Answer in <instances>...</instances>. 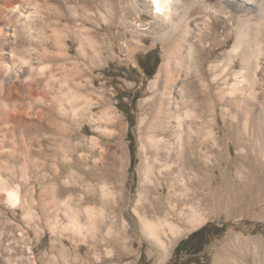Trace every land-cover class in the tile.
<instances>
[{"label": "rangeland", "instance_id": "rangeland-1", "mask_svg": "<svg viewBox=\"0 0 264 264\" xmlns=\"http://www.w3.org/2000/svg\"><path fill=\"white\" fill-rule=\"evenodd\" d=\"M20 1L22 15L14 16L0 0V41L6 38L0 44V264H167L177 242L207 222L225 224L224 232L210 235L203 248L208 264H264V126L261 130L256 126L250 140L242 142V126L221 109L212 125L217 160L211 165V157L206 158L202 185L205 193H212L204 200L200 195L187 204L178 202L169 215L178 233L161 234L166 251L141 226V212L135 208L142 163L151 153L143 143L155 113L145 101L153 94L150 84L164 53L179 34L158 32L157 18L141 1ZM209 1L221 12L210 13L202 35L199 60L204 68L223 59L231 48L238 14L224 0ZM193 5L189 18L205 9L203 1ZM12 28L16 37L6 36ZM149 51L159 58L151 76L138 61ZM65 93L74 100L72 112L66 107L70 102ZM51 102L56 107L51 109ZM61 105L72 117L64 121L65 130L51 119ZM125 107L130 108L131 127L122 111ZM17 115L41 124L27 127ZM128 130L135 144L131 172ZM205 142L211 141L207 137ZM250 148L256 156L247 166L250 185L243 188L238 183L246 175L239 165ZM8 190L17 193L15 205L6 199ZM169 193L164 184L161 194L152 195L168 201L175 197L168 199ZM193 200L197 203L192 208L204 212L202 221L194 225L188 219Z\"/></svg>", "mask_w": 264, "mask_h": 264}, {"label": "bare ground", "instance_id": "bare-ground-1", "mask_svg": "<svg viewBox=\"0 0 264 264\" xmlns=\"http://www.w3.org/2000/svg\"><path fill=\"white\" fill-rule=\"evenodd\" d=\"M2 1L4 3L2 7L4 8L5 6L7 9H10L11 15H22L21 10L23 4L20 0ZM133 1H141L144 8H147L146 10L150 11L157 18L154 26L158 32H177L176 34H179V36L175 37L178 39L174 43V46L164 53L163 62L160 65L155 79L150 84L153 94L145 101L147 104H152L155 113L152 115V118L149 120L145 129L146 143L143 144H145L144 147L146 146L151 153L149 152V155L146 154L142 163V177L140 180L138 199L135 208L141 212L139 215L140 223L147 235L158 246H160L163 251H166L167 245L161 234L167 237L166 231H169L171 236L178 233V226L169 216L170 213L176 211L178 202L187 204V200L198 198L200 195L201 200H204L205 195H210V193H212V191L205 193L204 189H206V187H202V185L204 184L205 178L204 169L206 168V158L211 157V165L217 160L215 152L218 148V141L212 127L215 122V113L218 111L217 109H221L222 112H229L231 118L235 120L234 124L242 126L244 135L242 142L247 138L250 140L251 136L254 134L256 126L260 128L259 130L264 126V0H224L238 12L236 17L237 26L235 39L231 48L224 54L225 57L220 61H216L213 58L214 60L209 63L207 68H204L203 63L199 60L200 48L204 37L202 35L207 28L210 13L214 15L220 8L217 9V11L215 8L216 6H212L210 1L207 2L208 0ZM201 1H203L204 4V12L189 18L192 12L190 6L194 3L198 4ZM91 2L92 1L87 3L90 5ZM69 7L68 9H70ZM62 11L64 10L62 9ZM81 11H83L82 8ZM56 12L60 13L57 9ZM230 12L231 10H228V13ZM85 14L88 13L86 12ZM127 14H130L128 10ZM231 15L233 17V14ZM26 16L31 17L29 15ZM83 17L87 18L88 16L85 15ZM21 21H23V19ZM30 27L31 29L33 28L32 26H29V29ZM6 32V36L13 35L16 37L17 33L15 28H12L9 33L8 30ZM20 32L21 31H19V33ZM85 34V36H88L89 32L86 31ZM29 37L31 38V36ZM4 39L6 41V38ZM20 39L23 40L22 38ZM5 41L1 40L0 44L3 45ZM208 50L210 51V49ZM43 95L41 97H43ZM34 96L36 95L34 94ZM65 99L67 102H70V104L66 106L68 110H71V112L74 111V104H72L74 103V100H68L67 96ZM62 105L57 111V116L52 117L51 119L60 122L63 130H65L64 127H66V125L64 121L71 120L72 117H70V115L68 117V111ZM52 106L56 107L53 102H51L50 108ZM148 109H150V107H148ZM3 113L5 112L3 111ZM21 120L25 121L27 127H32L33 125L38 126L41 124V122H30L29 119L18 116V121L21 122ZM207 137L211 141L208 144L205 142ZM206 148H208V150H206ZM208 151L212 152L210 156L207 154ZM255 156L256 153H253L251 148L243 154V157L241 156L242 161L240 162V165L238 164L240 166L239 171L241 173L244 172L246 177L238 183L239 187L244 188L250 185V181L247 177V174L249 173L247 166L250 161L255 159ZM155 181L159 182L161 187L155 186ZM113 182L114 181L111 183ZM164 184L169 187V191L175 196L173 199H175L176 202L173 203V199H170L172 196L170 193L167 195L168 199H170L168 201L152 195L154 191L161 194ZM191 186H201V188L189 189ZM177 198L179 200H177ZM211 198L213 199V197ZM6 199L12 205H15L18 202L17 193L14 190H8ZM196 203L195 200L190 208L193 209L192 207H195L194 205ZM166 206H168V208ZM194 209L191 211L192 214L190 212L191 216L189 214L190 218H188L192 225L201 222V215L204 213H200V215ZM76 217L78 218L77 215Z\"/></svg>", "mask_w": 264, "mask_h": 264}, {"label": "trees", "instance_id": "trees-1", "mask_svg": "<svg viewBox=\"0 0 264 264\" xmlns=\"http://www.w3.org/2000/svg\"><path fill=\"white\" fill-rule=\"evenodd\" d=\"M154 51L155 53L157 52V47L153 50V52ZM153 52H147L142 59L138 60L147 76H151L154 73L159 63V58L154 56ZM151 59L152 61H150ZM117 97L122 99L123 96L118 95ZM131 102L133 103L134 100H131ZM122 111L125 113L126 118L129 121V126L131 127L134 122L131 120L130 108H122ZM127 138L129 140L128 147L130 153L128 171L131 172L133 171L135 163V144L130 130L127 132ZM224 230L225 224L216 225L210 222L205 223L177 242L173 249L172 258L167 264H208V257L205 253H202L203 248L208 243L210 235L219 236L224 232Z\"/></svg>", "mask_w": 264, "mask_h": 264}]
</instances>
